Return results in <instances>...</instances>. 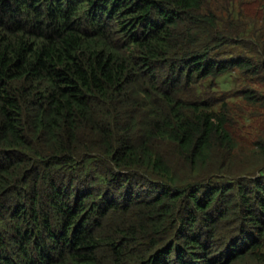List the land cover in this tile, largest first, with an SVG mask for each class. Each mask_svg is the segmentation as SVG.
I'll return each mask as SVG.
<instances>
[{
  "label": "trees",
  "instance_id": "obj_1",
  "mask_svg": "<svg viewBox=\"0 0 264 264\" xmlns=\"http://www.w3.org/2000/svg\"><path fill=\"white\" fill-rule=\"evenodd\" d=\"M0 264H264V0H0Z\"/></svg>",
  "mask_w": 264,
  "mask_h": 264
},
{
  "label": "rangeland",
  "instance_id": "obj_2",
  "mask_svg": "<svg viewBox=\"0 0 264 264\" xmlns=\"http://www.w3.org/2000/svg\"><path fill=\"white\" fill-rule=\"evenodd\" d=\"M236 77L226 76L219 80V92L218 97H223L225 99L231 100L228 97L231 96L232 89L235 87ZM211 98H214L211 96ZM253 136H246L243 133L238 137L237 145L240 147V155L233 161L232 167H234V172L238 174L243 166H252L255 162L257 153L255 152V146H253ZM238 155V152L236 156ZM237 161H240L237 163ZM246 161V162H244Z\"/></svg>",
  "mask_w": 264,
  "mask_h": 264
}]
</instances>
